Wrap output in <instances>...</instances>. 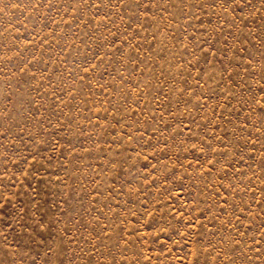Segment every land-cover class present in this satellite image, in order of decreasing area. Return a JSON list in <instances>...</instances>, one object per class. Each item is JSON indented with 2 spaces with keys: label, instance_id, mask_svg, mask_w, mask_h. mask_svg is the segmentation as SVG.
Returning <instances> with one entry per match:
<instances>
[{
  "label": "rangeland",
  "instance_id": "1",
  "mask_svg": "<svg viewBox=\"0 0 264 264\" xmlns=\"http://www.w3.org/2000/svg\"><path fill=\"white\" fill-rule=\"evenodd\" d=\"M0 264H264V0H0Z\"/></svg>",
  "mask_w": 264,
  "mask_h": 264
}]
</instances>
